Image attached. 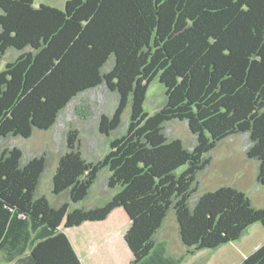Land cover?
Masks as SVG:
<instances>
[{
    "label": "trees",
    "instance_id": "16d2710c",
    "mask_svg": "<svg viewBox=\"0 0 264 264\" xmlns=\"http://www.w3.org/2000/svg\"><path fill=\"white\" fill-rule=\"evenodd\" d=\"M35 1L0 0V250L14 264H83L66 229L118 207L130 217V264L155 249L153 263L172 264L158 243L171 214L188 255L264 226V206L245 190H200L210 152L233 135L264 184V0H66L62 8ZM155 79L164 102L149 113ZM103 95L115 98L111 110ZM127 109V126L115 134ZM63 117L96 119L108 149L86 155L72 126L50 178L53 202L41 188L49 153L27 157L11 139ZM173 120L186 124L194 144L170 136ZM100 182L108 193L87 204ZM244 264H264V243Z\"/></svg>",
    "mask_w": 264,
    "mask_h": 264
},
{
    "label": "rangeland",
    "instance_id": "374dc122",
    "mask_svg": "<svg viewBox=\"0 0 264 264\" xmlns=\"http://www.w3.org/2000/svg\"><path fill=\"white\" fill-rule=\"evenodd\" d=\"M40 3L62 8L65 0L35 1L36 6ZM164 96L163 84L158 79H155L148 89L144 104L145 110L149 113H153L164 102ZM97 97V95H91V98H94L96 101L98 100ZM100 103L101 105H106L108 110H111L115 104V98L103 95ZM128 119L129 110L127 109L123 115V126L120 131L115 132V134L125 130ZM74 124H71L68 117H63L49 130H36L29 138L16 137L11 139V142L23 148L27 157L43 151L49 153L48 166L41 180V188L53 202L58 197L50 192V178L56 168L60 154L65 150L66 143L69 140V129L72 126H77L81 129L82 148L86 155L92 158L101 157L108 149V138L99 132L96 119L89 122L76 120ZM166 129L170 136L180 137L186 146L194 144V135L184 122L179 120L169 121L166 123ZM210 154L212 156V161L200 176L201 191L213 189L222 185H233L245 190L251 196L256 206H264V184L258 183L256 178L257 162L255 159L247 157L244 141L241 136L233 135L225 138L210 152ZM106 193L108 192L104 189L103 182H100L91 192L88 201H95L98 197L100 198ZM116 223L117 225H114ZM258 223L256 225L260 227ZM113 226L116 231L113 230ZM129 226V218L121 213L118 214L116 218H110L106 224L96 225L94 227L89 225L82 226L73 231L71 230L69 233L75 241L78 250L82 251L85 264H88V261L91 259L85 254L86 249L81 247L85 245L84 247L87 248V242H89V240H92L94 244H100L99 252L95 256L96 261L104 259L101 262L103 263L111 259L114 264H121L118 263V261L123 259L126 253L123 251L120 257L113 245L115 244L116 249L121 248L120 244H123L122 242L125 240V234ZM259 236L261 235H259L258 231H254L251 236L253 240L248 244V247L255 244ZM112 237L113 239H111V243H109L111 245L108 246V238L110 239ZM158 243L165 245L167 256L173 260L172 264H208L211 258V255L208 254L209 250L203 249V251H198L199 253L197 252L194 255H188L186 253V246L180 240L177 223L172 214L167 218L163 228L159 232ZM104 245L108 246L107 249H109L110 254L106 249L102 251ZM231 254L229 248L225 246L216 251V255L222 258V260L226 258L229 259L228 256ZM7 261L9 260L5 258V253L0 252V264H11L7 263ZM229 261L231 260L229 259ZM229 261L224 262L228 263ZM217 264L220 263L218 262Z\"/></svg>",
    "mask_w": 264,
    "mask_h": 264
},
{
    "label": "crops",
    "instance_id": "0c3cea01",
    "mask_svg": "<svg viewBox=\"0 0 264 264\" xmlns=\"http://www.w3.org/2000/svg\"><path fill=\"white\" fill-rule=\"evenodd\" d=\"M93 202L94 201H91V202L88 201L87 204H90L91 205ZM121 213L123 215H126L127 216V214L125 213L123 207H118V208H115L109 214V216L105 220H102V221H86V222L82 223L80 226H76V227H73V228H67L66 229V232L68 233V235H69V237H70V239H71V241H72V243H73V245H74V247H75L78 255L80 256L83 264H85V261H84L83 256H82V251L78 250V248H77V246L75 244V241L70 236V233L69 232L71 230L73 231L75 229H78V228H80L82 226H88L89 225V226H93L94 227L96 225L106 224V222L110 218H112V217L113 218H116L117 215L118 214H121ZM129 221H130V219H129ZM257 223H254L253 225H251L249 227L247 233L241 239H239L237 241L229 242V243L224 244V245L221 246L223 248H224V246L229 248V251L232 254L230 256H228V257H229V259L231 261H229L228 258L222 260V258H219L216 255V251L219 248H221V247H219L218 249H204V250H207V251L209 250L208 251V254L211 255V258L209 259L208 264H217L218 262L220 264H244V260H245L246 256H248L251 252H253L255 249H257L260 245H262L264 243V227H263V225L260 222L258 223L260 225V227H258V225H256ZM114 225H117V223L114 224ZM113 230H114V226H113ZM256 230L258 231L259 235H261V236L257 237V241L255 242V244H253L252 246L248 247V244L253 240V238L251 237L252 236V233L254 231L256 232ZM114 231H116V230H114ZM109 233L111 234L112 232H109ZM111 239H113V237L110 238V239L108 238V244L111 243V241H110ZM114 239H115V237H114ZM87 243H88L87 248L84 247L85 245H83L81 248L86 249L85 250V252H86L85 254L88 255V257L91 259L90 261H88V264H100L102 262V260H104V259L96 261V258H95L96 254L99 252V246H100V244L99 243H97V244L95 243L94 244V242L92 240H89V242H87ZM122 243L123 244H120V246H121L122 252L125 251L126 255H124L123 259H121L120 261H118V263H121V264H130V260L133 257V254L129 251V249H128L127 245H126L125 240ZM110 245L111 244H109L108 246H110ZM108 246H105L104 245L102 251L106 249V251L109 252V249H107ZM113 246L116 248L115 244ZM160 248H161L160 250H162L161 253L164 255V257H168L167 254H166V250L167 249H166L165 245L161 244V247ZM0 252L5 253V258L9 260V261H7V263L14 264L15 258H10V254L8 253V250L1 249ZM109 254H110V252H109ZM156 255H158L157 249H155L153 251V253L151 254V256L149 258L145 259L142 264H150V263L151 264H156V263H153V260L154 259L156 260V258H155ZM119 256L121 257L122 256V253H121V255L119 254ZM224 261H229V262L228 263H225ZM101 264H114V263L110 259L108 262H103Z\"/></svg>",
    "mask_w": 264,
    "mask_h": 264
},
{
    "label": "water",
    "instance_id": "95a60500",
    "mask_svg": "<svg viewBox=\"0 0 264 264\" xmlns=\"http://www.w3.org/2000/svg\"><path fill=\"white\" fill-rule=\"evenodd\" d=\"M124 209V208H123ZM124 211H125V213L127 214V216L129 217V214L127 213V211L124 209ZM129 219H130V217H129ZM262 224V223H261ZM263 225V224H262ZM264 227V226H263ZM125 242H126V245H127V247H128V249H129V251L132 253V251H131V248H130V246L128 245V243H127V241L125 240Z\"/></svg>",
    "mask_w": 264,
    "mask_h": 264
}]
</instances>
